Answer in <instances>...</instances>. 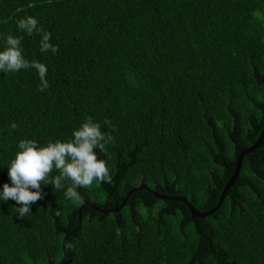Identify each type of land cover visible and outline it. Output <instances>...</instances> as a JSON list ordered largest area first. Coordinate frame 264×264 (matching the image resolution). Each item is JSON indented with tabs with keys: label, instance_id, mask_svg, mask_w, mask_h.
Here are the masks:
<instances>
[{
	"label": "trees",
	"instance_id": "16d2710c",
	"mask_svg": "<svg viewBox=\"0 0 264 264\" xmlns=\"http://www.w3.org/2000/svg\"><path fill=\"white\" fill-rule=\"evenodd\" d=\"M29 16L56 54L18 29ZM8 35L50 87L0 72V192L19 141L67 142L88 117L114 137L95 150L113 182L79 188L80 206L71 181L42 184L23 219L0 199V264H264V143L212 216L154 195L214 209L264 130V0H0V51Z\"/></svg>",
	"mask_w": 264,
	"mask_h": 264
},
{
	"label": "clouds",
	"instance_id": "9594fccd",
	"mask_svg": "<svg viewBox=\"0 0 264 264\" xmlns=\"http://www.w3.org/2000/svg\"><path fill=\"white\" fill-rule=\"evenodd\" d=\"M18 29L29 36L34 32L42 36L40 51H51L56 54L59 49L50 43L51 33L44 32L39 27V22L34 17H26L17 21ZM22 37L8 35L4 51H0V72H19L21 70L35 69L40 78V92H45L49 87L47 80L48 68L45 64L25 59L21 48ZM105 123H109L105 121ZM17 129V124L11 125ZM114 137L101 131V125L94 122L92 117L73 132V139L67 142H49L46 146H40L35 140H21L18 143L20 151L8 167V176L11 185L5 183L0 192V199L7 202L14 201L21 205L16 211L18 217L23 219L31 213L33 204L45 198L41 185H52L54 189H65L64 181H71V185L65 190V198L73 205L84 204V198L79 193V188L91 189L93 184L99 186L102 183L111 184L113 176L107 162L99 159L96 149L101 153L106 152V145L111 143ZM59 174L52 176L53 172ZM33 189L35 191H33ZM71 243L66 248L72 249Z\"/></svg>",
	"mask_w": 264,
	"mask_h": 264
},
{
	"label": "water",
	"instance_id": "95a60500",
	"mask_svg": "<svg viewBox=\"0 0 264 264\" xmlns=\"http://www.w3.org/2000/svg\"><path fill=\"white\" fill-rule=\"evenodd\" d=\"M263 82H264V77H263ZM263 143H264V130L262 131L261 135L259 136V138L257 139V141L255 142L254 145H252L251 147L243 150L240 153V155L238 156V159L236 161L235 171H234L233 176L228 181L227 186L225 187V189H224V191H223V193H222V195L220 197L218 205L214 209H212L210 211H207V212H204V213L197 211L195 208L192 207L191 204L188 203V201L185 198H170V197H167V196H160V195L155 194V193H154V195L157 196L160 199H165L167 201H180L182 203H185L189 207L193 218H206V217L212 216L221 207V205H222V203H223V201L225 199L226 193L228 192L229 188L232 186L233 183H235L237 181V179H238V177L240 175V171H241V168H242L244 157L247 154L257 150ZM143 189L151 191L148 187H138L136 189H133L132 191H130V193L127 195V197L125 198V200L122 203V205L116 211L117 212L121 211V209L125 206V203H126L128 197L134 191L143 190Z\"/></svg>",
	"mask_w": 264,
	"mask_h": 264
}]
</instances>
